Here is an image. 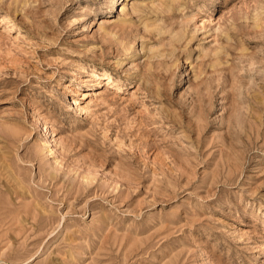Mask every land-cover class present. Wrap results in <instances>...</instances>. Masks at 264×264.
<instances>
[{
  "label": "rangeland",
  "instance_id": "obj_1",
  "mask_svg": "<svg viewBox=\"0 0 264 264\" xmlns=\"http://www.w3.org/2000/svg\"><path fill=\"white\" fill-rule=\"evenodd\" d=\"M0 264H264V0H0Z\"/></svg>",
  "mask_w": 264,
  "mask_h": 264
},
{
  "label": "bare ground",
  "instance_id": "obj_2",
  "mask_svg": "<svg viewBox=\"0 0 264 264\" xmlns=\"http://www.w3.org/2000/svg\"><path fill=\"white\" fill-rule=\"evenodd\" d=\"M114 3V2H113Z\"/></svg>",
  "mask_w": 264,
  "mask_h": 264
}]
</instances>
